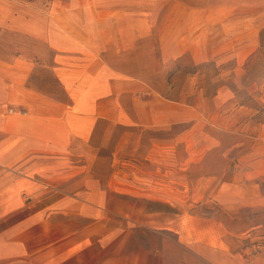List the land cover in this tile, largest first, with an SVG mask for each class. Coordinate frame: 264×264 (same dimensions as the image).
<instances>
[{"label":"crops","instance_id":"1","mask_svg":"<svg viewBox=\"0 0 264 264\" xmlns=\"http://www.w3.org/2000/svg\"><path fill=\"white\" fill-rule=\"evenodd\" d=\"M222 3L0 0V29L36 41H0V264H264V243L231 242L232 217L264 209V123L199 70L192 99L162 91L188 56L244 77L264 0ZM220 18L246 23L242 43H221Z\"/></svg>","mask_w":264,"mask_h":264},{"label":"rangeland","instance_id":"2","mask_svg":"<svg viewBox=\"0 0 264 264\" xmlns=\"http://www.w3.org/2000/svg\"><path fill=\"white\" fill-rule=\"evenodd\" d=\"M10 1L25 3V5L36 1L37 4L49 7L50 0ZM216 1H219L218 6L219 9H221L220 7H223L224 4L222 1L224 0ZM256 23L261 24L262 26L259 29H256ZM243 24L244 23L241 19L233 22L229 20V18L226 20L220 18L218 29L220 30V40L221 43L226 45L227 49L234 47L233 44H236L237 42H243V29H246V23L244 24V28ZM248 26H251V29H253L252 37L256 41L255 45H257V47L256 50L253 51V58L251 57L250 59L251 64L248 68V71L243 75L244 77L241 80L234 79L235 77L233 76L232 69L235 65V61L232 58L222 61L219 65L215 61H208L205 62L204 65L195 66L188 56L173 63V68L175 71L178 70L179 72L177 76L174 77V81L171 82L170 79L172 86L170 88L164 87L162 91L171 98H184L187 95H190L192 90L194 91L196 88H190V83H187L186 76L189 72H195L196 70H199L201 79H199L200 81L199 83L197 82L196 86H200L204 92L211 95L220 85H223L224 87L228 88L231 93H233V97H231V99L227 102L229 107L235 109L242 108L243 111L246 110L248 111L247 113L252 115V122L264 123V15L260 18L251 19L250 23L247 22V27ZM0 41L2 45L4 44L11 46L14 44H19V42H25L29 45H34L36 42L35 39H32L31 37L20 34L18 35L7 29H0ZM38 74L39 75L37 76H39V79L37 81H42L41 83L39 82L41 86L46 85L49 88H51L49 84L57 86L54 83L55 81H53V78L47 75L45 68H41ZM56 89H58V86ZM191 97L192 96L188 97V99H192ZM102 126L103 128L105 127L103 124ZM121 131L122 130L119 127H115L113 129L112 138L115 137L114 141L109 140L101 142V139H99L101 142L100 147H102L100 149V153L104 157H109L114 147V143L117 142L116 138L121 134ZM256 131L259 132V130ZM146 135H148L147 132H145L143 135L145 139L147 137ZM233 137L234 136L232 135L226 136L228 143H230V140L235 139ZM139 143V141L136 142V144ZM262 183H264V178L262 179ZM239 214L240 215L238 217H232L231 219V227L233 230V239L231 242L234 247V251L237 252L240 251L242 247L250 246L251 253L256 252L258 249L257 244L264 243V209H247L240 211ZM169 251L171 252V255H183V249L181 247L170 245ZM188 259L192 261V264H200L198 261H193L191 258ZM203 264L206 263L203 262Z\"/></svg>","mask_w":264,"mask_h":264}]
</instances>
